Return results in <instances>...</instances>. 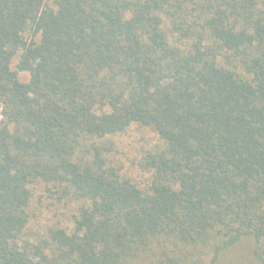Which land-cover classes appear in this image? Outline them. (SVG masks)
Returning <instances> with one entry per match:
<instances>
[{
	"label": "trees",
	"instance_id": "obj_1",
	"mask_svg": "<svg viewBox=\"0 0 264 264\" xmlns=\"http://www.w3.org/2000/svg\"><path fill=\"white\" fill-rule=\"evenodd\" d=\"M0 106V264H264V0H0Z\"/></svg>",
	"mask_w": 264,
	"mask_h": 264
},
{
	"label": "rangeland",
	"instance_id": "obj_2",
	"mask_svg": "<svg viewBox=\"0 0 264 264\" xmlns=\"http://www.w3.org/2000/svg\"><path fill=\"white\" fill-rule=\"evenodd\" d=\"M14 64H16V61H15ZM20 77H21V79H22L23 81H27V80L29 79V74L26 73V72H21V73H20ZM1 118H2V109H1V106H0V120H1Z\"/></svg>",
	"mask_w": 264,
	"mask_h": 264
}]
</instances>
